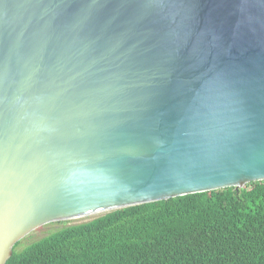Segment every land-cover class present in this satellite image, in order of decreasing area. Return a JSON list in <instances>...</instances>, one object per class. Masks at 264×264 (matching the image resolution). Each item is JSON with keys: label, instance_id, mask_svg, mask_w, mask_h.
Wrapping results in <instances>:
<instances>
[{"label": "water", "instance_id": "water-1", "mask_svg": "<svg viewBox=\"0 0 264 264\" xmlns=\"http://www.w3.org/2000/svg\"><path fill=\"white\" fill-rule=\"evenodd\" d=\"M264 180V0H0V264L36 227Z\"/></svg>", "mask_w": 264, "mask_h": 264}, {"label": "trees", "instance_id": "trees-1", "mask_svg": "<svg viewBox=\"0 0 264 264\" xmlns=\"http://www.w3.org/2000/svg\"><path fill=\"white\" fill-rule=\"evenodd\" d=\"M5 264H264V180L65 226Z\"/></svg>", "mask_w": 264, "mask_h": 264}, {"label": "rangeland", "instance_id": "rangeland-1", "mask_svg": "<svg viewBox=\"0 0 264 264\" xmlns=\"http://www.w3.org/2000/svg\"><path fill=\"white\" fill-rule=\"evenodd\" d=\"M90 220H92V219H90ZM74 224H78V223H74ZM69 225H73V224H67L66 225V224H48V223H46L44 225L36 227L33 230H31L29 233H27L23 238H21L17 242L16 250L17 251L21 250V249L27 247L28 245H30L31 243L47 236L48 234H50L56 230H59L65 226H69Z\"/></svg>", "mask_w": 264, "mask_h": 264}]
</instances>
